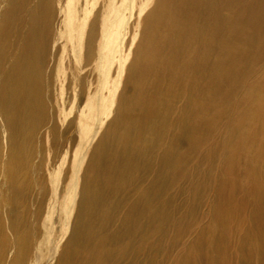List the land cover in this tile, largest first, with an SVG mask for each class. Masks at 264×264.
I'll return each instance as SVG.
<instances>
[{
    "label": "bare ground",
    "instance_id": "obj_1",
    "mask_svg": "<svg viewBox=\"0 0 264 264\" xmlns=\"http://www.w3.org/2000/svg\"><path fill=\"white\" fill-rule=\"evenodd\" d=\"M0 264H264V0H0Z\"/></svg>",
    "mask_w": 264,
    "mask_h": 264
},
{
    "label": "rangeland",
    "instance_id": "obj_2",
    "mask_svg": "<svg viewBox=\"0 0 264 264\" xmlns=\"http://www.w3.org/2000/svg\"><path fill=\"white\" fill-rule=\"evenodd\" d=\"M121 48L123 49L124 48V45H122L121 46ZM105 94V96L107 95V92H105L104 93ZM99 123H100V121H98L95 125H94V127H93V129H92V131H91V133H90V138H91V141H89L88 143H89V145L87 146V147H85V145H81V139L78 137V138H76V141L74 142V143H72V149L70 148V150H69V153H68V156H67V163L66 164H64L63 166L64 167H62V169H61V171H59V172H61V173H59L58 175H57V181L56 182H54V183H52V182H48V187H49V190H51L50 191V193H55V191H57L58 193H56L57 194V196H58V199H57V202H56V207H55V210H54V216H53V218H52V225L54 226L55 225V230H56V232H57V234L58 235H60V236H62V238H60V239H62V243L63 242H65V240L67 239V237L69 236V234H70V231H71V224H72V221H73V219H74V216H75V212H76V201H77V195H78V192H79V186H80V181L81 180H79V182L77 181L76 183L78 184V186H77V184L76 183H74V185H75V190L77 191H74L73 192V195L74 194H76L75 195V197L73 198L72 197V192H71V190L68 188L69 187V184H70V178H71V165H72V162L73 161H80L81 159H83L84 157H88V154H89V152H90V149H89V146H90V148H91V146H92V143H94L96 140H94V139H97L98 137H99V135L101 134V131L104 129V128H102V130H100L99 128H100V125H99ZM99 130V131H98ZM97 132H98V136L96 135L97 134ZM79 135V134H78ZM95 135V136H94ZM97 137V138H96ZM75 139V138H74ZM93 141V142H92ZM87 142V141H86ZM91 144V145H90ZM74 145V146H73ZM83 147H85V149L83 148ZM78 153V154H77ZM87 155H86V154ZM71 154V155H70ZM77 154V155H76ZM79 170V171H78ZM75 172H77V177L79 176V178L81 177V173H82V170L81 169H76V171ZM70 173V174H69ZM67 177V178H66ZM75 182V181H74ZM69 189V190H68ZM60 191V192H59ZM60 193V194H59ZM60 195V196H59ZM73 198V199H72ZM71 202V203H70ZM71 205H73L74 207H73V209H71L72 208V206ZM69 207V208H68ZM57 209V210H56ZM68 209H71V210H68ZM67 212V213H66ZM72 214H71V213ZM57 215H56V214ZM70 215V216H69ZM74 215V216H73ZM59 217V218H58ZM69 219V220H68ZM67 220V221H66ZM53 221H55L54 223H53ZM68 221H70V222H68ZM64 225H66V228H63L64 226H63V224ZM71 223V224H70ZM57 225H59V226H61L60 228H62V229H60L59 228V226H57ZM69 225V226H68ZM67 226H68V228H67ZM70 227V228H69ZM61 231H60V230ZM64 229H65V231H64ZM66 229H67V231H66ZM63 230V231H62ZM60 232V233H59ZM62 232V233H61ZM64 232H66V233H64ZM63 234V235H62Z\"/></svg>",
    "mask_w": 264,
    "mask_h": 264
}]
</instances>
